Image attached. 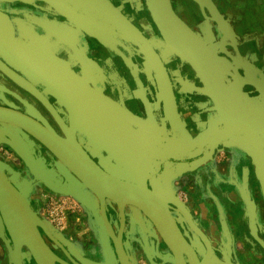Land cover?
<instances>
[{
  "label": "flooded vegetation",
  "instance_id": "1",
  "mask_svg": "<svg viewBox=\"0 0 264 264\" xmlns=\"http://www.w3.org/2000/svg\"><path fill=\"white\" fill-rule=\"evenodd\" d=\"M170 1L172 33L150 0H0V107L52 128L83 165L90 166L84 153L110 179L169 198L200 262L208 246L186 212L221 264H264V247L245 241L248 225L233 214L242 205L231 184L248 173L263 209L254 185L256 152L264 155V7L258 0ZM0 145L24 151L17 170L35 182L31 204L56 264H178L157 224L165 205L156 204L152 217L125 201L140 191L103 201L16 125L0 122ZM42 196L67 201L66 228L40 211ZM218 200L232 235L221 228ZM3 255L0 264H8ZM31 258L24 264H37ZM206 264L220 263L210 256Z\"/></svg>",
  "mask_w": 264,
  "mask_h": 264
},
{
  "label": "water",
  "instance_id": "2",
  "mask_svg": "<svg viewBox=\"0 0 264 264\" xmlns=\"http://www.w3.org/2000/svg\"><path fill=\"white\" fill-rule=\"evenodd\" d=\"M150 3L157 21H163L168 27L169 32L172 33L174 26L171 1L150 0ZM0 122L16 125L38 138L56 155L60 156L68 167L81 174L82 179L90 185L103 201L105 196L120 200L123 193L128 194L132 191H140L141 195L138 194L137 197H128L125 201L142 206L152 217L155 215L154 212L157 211L155 207L156 204L162 203L166 206L168 202H170L169 198L149 189L147 186L139 188L131 183H125L122 180L110 179V177L84 153L83 155L90 166L87 167L83 165L79 160H76V154L67 151L65 147L61 148V137L52 128L46 129L35 119L26 114L10 108L0 107ZM258 140L264 143V139L259 137ZM14 149L23 155L21 153L24 152L22 148L14 146ZM261 151L263 150L260 149L258 150L259 153L256 152L257 159H255V165L258 175L257 179L261 185V191L264 196V155H260ZM58 166H60L59 163ZM238 188L245 203L246 216L249 217L251 234L264 247V240L259 237L257 228L260 224V214L250 194L247 179H244ZM33 189V181L23 179L21 173L14 166L0 159V239L9 251L12 264H24V259L28 255L32 257L37 264H56L55 261L58 257L46 243L42 236L41 229L47 234L50 233L43 223L40 213L35 211L31 204V193ZM171 201L176 202L174 199ZM161 210V214L158 212V221L157 219L156 221L167 243L177 254L176 260L178 264H186L182 257L183 249L189 253L193 260L192 264H206L210 256H213L218 263H222V260L214 252L210 241L193 222L188 212L186 213L189 223L202 235L208 246V253L202 262L198 260V256L193 247L183 236L169 208L166 206V208H162ZM260 227V229L264 231L261 224ZM247 240L250 241L249 239ZM24 249H27L28 252L25 253Z\"/></svg>",
  "mask_w": 264,
  "mask_h": 264
},
{
  "label": "rangeland",
  "instance_id": "3",
  "mask_svg": "<svg viewBox=\"0 0 264 264\" xmlns=\"http://www.w3.org/2000/svg\"><path fill=\"white\" fill-rule=\"evenodd\" d=\"M0 154H2V157L0 156V159L5 160L6 162H8L12 166H14L16 169H17V166L21 165L20 158H23V155H21L16 149H14V147H6V146L0 145ZM241 181H244V180H241ZM256 181H257V179H256ZM254 186H256L257 190L260 191L261 185H260V183L258 181H257L256 185H254ZM43 197L44 196H42V199H43ZM41 201H42V206H41L40 211L45 212L47 214L48 218L51 219V220H52V218H51L50 215H51L52 211L55 213L56 217L58 215V212L54 210V207L59 206V205L62 206L63 205L62 203H64L63 201H65L67 203V201L65 199H62V198H59V197L58 198L53 197V198H50V200L43 199ZM41 201L39 202V205H40ZM52 204L56 205V206H53ZM67 205H68V203H67ZM68 212H69L68 210H63L62 212H59V221H60V223H56V225L58 227H60L62 229L67 227L66 215H67ZM1 241L2 240L0 239V242ZM241 245H242V248H243L244 247L243 246V242H241ZM249 248H250V246L247 245V251L250 252ZM2 253H4V255H3L4 259H5L4 261H7L8 264H12V261L10 259V255H9V251L5 247V244H4V249L3 250L0 247V255H2ZM250 256L253 257V254L251 253ZM248 262H249V260H248ZM257 262H260V261H257Z\"/></svg>",
  "mask_w": 264,
  "mask_h": 264
},
{
  "label": "crops",
  "instance_id": "4",
  "mask_svg": "<svg viewBox=\"0 0 264 264\" xmlns=\"http://www.w3.org/2000/svg\"><path fill=\"white\" fill-rule=\"evenodd\" d=\"M197 2H199V3H202L203 1H205V0H196ZM206 1H208V2H210V1H212V0H206ZM258 4L259 5H261L262 7H264V0H258ZM216 10V9H215ZM261 16H263V18H264V10L261 12ZM262 21H263V23H264V19H261ZM244 179H247V183H248V187H249V190H250V194H251V196H252V198H253V200L255 201V203H256V205H257V207H258V210H259V214H260V224L262 225V227L264 228V206H263V209H261V207H260V205L258 204V202L256 201V199L254 198V193H253V190H252V186H251V183H250V179H249V177H248V173L247 174H245V176H244V178L242 179V180H244ZM257 181H258V179H257ZM242 182L243 181H241V180H235V181H233L231 184L232 185H234L235 186V188L237 189L236 190V194H237V196L239 197V199L241 200V205H242V209H241V211H240V213H237V212H233V214L234 215H236V214H239V215H241L242 216V218L245 220V222L247 223V225H248V231H249V234L246 236V238H245V241L247 242V243H250V244H253L254 242H253V236H252V234H251V230H250V222H249V217H247L246 216V211H245V203H244V200H243V198H242V196H241V193H240V190H239V185H241L242 184ZM260 193H261V195H262V199H263V202H264V196H263V194H262V191H261V189H260ZM218 204H219V213H220V218H221V221H222V230H223V232H226V233H229V234H231L232 235V233H231V231H230V229H231V227H230V225H229V223H228V221H229V218H228V211H227V209L225 208V205H223V203L220 201V200H218ZM260 224L257 226V228H258V233H259V230H261L260 228ZM262 231V230H261ZM263 233H264V231H262ZM261 238V237H260ZM247 239H249L250 241H248ZM231 240H232V242H233V244L234 245H237L238 247H240V248H242V245H241V242H245L244 240H242V241H236V238L235 239H233V237L231 238ZM254 240L256 241V242H258L255 238H254ZM264 240V239H263ZM259 243V242H258ZM243 246H244V243H243ZM250 246V245H249ZM262 246V245H261ZM219 257V256H218ZM220 258V257H219ZM221 259V258H220ZM5 259H3V261H4Z\"/></svg>",
  "mask_w": 264,
  "mask_h": 264
},
{
  "label": "built area",
  "instance_id": "5",
  "mask_svg": "<svg viewBox=\"0 0 264 264\" xmlns=\"http://www.w3.org/2000/svg\"><path fill=\"white\" fill-rule=\"evenodd\" d=\"M64 203H62L63 205L62 206H56V205H53V206H56V207H54V210L55 211H57L58 212V215H57V217L55 216V213L52 211V213H51V218H52V222L53 223H60V221H59V212H62L63 210H67L68 208H67V203L65 202V201H63ZM50 207V206H49Z\"/></svg>",
  "mask_w": 264,
  "mask_h": 264
}]
</instances>
